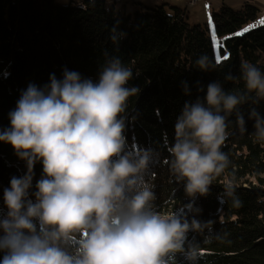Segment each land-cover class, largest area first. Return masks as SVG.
<instances>
[{"label":"trees","instance_id":"1","mask_svg":"<svg viewBox=\"0 0 264 264\" xmlns=\"http://www.w3.org/2000/svg\"><path fill=\"white\" fill-rule=\"evenodd\" d=\"M106 4L107 0H71L68 4L0 0V131L10 127L9 112L29 83L43 87L50 83V74L63 79L65 68L96 81L106 60L119 57L133 72L127 86L140 89L128 98L121 113L127 148L153 150L145 178L152 186L155 208L166 214L195 204L190 217L200 221L202 229L187 233L188 241L198 247L195 264H264V141H257L254 121L248 118L252 108L264 116V99L254 102L257 94L247 90L240 67L248 62L264 74V24L245 28L258 17L259 7L251 2L239 9L223 4L211 13L219 40L216 49L209 29L190 24L185 10L170 13L162 3L118 12ZM114 28L126 37L113 41ZM202 55L210 63L208 71L195 63ZM228 74L234 79H225ZM182 81L188 83L190 94H185ZM213 81H219L226 92L246 93L248 98L226 116V139L220 150L228 156V166L214 176L207 194L189 196L185 182L176 181L166 162L172 159L168 145L174 142V126L185 102L203 98ZM238 113L244 115L245 126L239 124ZM27 170V162L13 146L0 141L2 212L7 211L4 188L10 187L13 176L19 178ZM42 170L37 161L30 192L36 191ZM229 184L234 196L219 200ZM174 264L190 262L177 252Z\"/></svg>","mask_w":264,"mask_h":264},{"label":"clouds","instance_id":"2","mask_svg":"<svg viewBox=\"0 0 264 264\" xmlns=\"http://www.w3.org/2000/svg\"><path fill=\"white\" fill-rule=\"evenodd\" d=\"M126 35L114 28L111 39L118 42ZM195 63L209 70L207 56ZM240 67L258 103L264 99V74L248 62ZM132 78V70L119 57H110L96 81L65 68L63 79L50 74V83H29L21 91L0 141L13 146L28 170L13 176L3 190L7 211L0 210V264H174L177 252L195 264L198 247L187 233L198 232L202 223L195 218L189 222L186 213L158 211L145 178L153 150L127 148L121 113L128 98L140 91L127 86ZM225 79L234 77L228 74ZM182 86L190 94L186 81ZM247 98L213 81L203 98L185 102L174 126V142L168 145L172 159L166 162L176 181L185 182L189 196L207 194L214 176L228 166V156L220 150L226 116ZM248 118L254 121L257 141H264V116L252 108ZM237 120L246 125L243 114L238 113ZM37 161L42 175L36 191L30 192ZM234 191L226 185L219 200L234 196ZM234 202L240 203L238 198ZM185 207L193 209L192 203Z\"/></svg>","mask_w":264,"mask_h":264},{"label":"rangeland","instance_id":"3","mask_svg":"<svg viewBox=\"0 0 264 264\" xmlns=\"http://www.w3.org/2000/svg\"><path fill=\"white\" fill-rule=\"evenodd\" d=\"M70 1L71 0H57V3L68 4ZM110 1H112V0H110ZM122 1L123 0H120V2H122ZM189 1L190 0H187L186 2H187L189 7H192L190 5ZM211 1H212V3L216 4V0H211ZM229 1H231V0H229ZM118 3H119V1H118ZM158 4H162V3L159 2ZM118 5H119V7L123 8L122 4L120 5V3H119ZM106 6L108 8H110V9H114V10H116L118 12H126L125 10H118L119 7L115 8V6H113L111 4L110 5L106 4ZM166 7H167L168 11H170V13L172 11L175 12V10H171V8H169V6H166ZM139 8H140V6H139ZM139 8H138V6H135V8L133 10H127V12H130V11L134 12V11L138 10ZM210 11L211 10H206L205 4L199 3L197 6L191 8V10H187V14H185L184 17L186 18V20L190 24H201L203 27H207L209 29V35L212 37V41L214 42V46L216 47V49H218V47H219V42L218 41L219 40H218V37L216 36L215 31H214L213 22H212V14H210ZM260 14L261 13L259 12L258 17L255 20L250 21V23L246 24L245 28L246 29H254V28H258V27L263 26L261 24V22H260L261 18H262ZM194 205H193V209H194ZM184 208H186V207H181L179 209V211H177L176 213L178 215H182V216L186 213L187 214V219L189 220V222H191L190 212H192L193 209L190 211L189 209L186 208L188 210L186 212V209H184ZM0 234H2V233H0Z\"/></svg>","mask_w":264,"mask_h":264},{"label":"crops","instance_id":"4","mask_svg":"<svg viewBox=\"0 0 264 264\" xmlns=\"http://www.w3.org/2000/svg\"><path fill=\"white\" fill-rule=\"evenodd\" d=\"M120 5H123V8L119 7V3ZM107 0V4H111L113 6H115V8H118V10H133L135 8V6H140V4H143L144 6H154L157 5L159 2L165 4L166 6H169V8H171V10H186V14H187V10H191V8L197 6L199 3H203L205 4L206 10H211L210 14L213 13L214 11L218 10L223 4H227L235 9H239L242 7V5L245 2H251L253 4H255L256 6L259 7L260 9V15H261V24H264V0H216V4L212 3L211 0H199L197 1L196 5L189 7L187 4V0H123L122 2H120V0ZM263 15V16H262Z\"/></svg>","mask_w":264,"mask_h":264},{"label":"built area","instance_id":"5","mask_svg":"<svg viewBox=\"0 0 264 264\" xmlns=\"http://www.w3.org/2000/svg\"><path fill=\"white\" fill-rule=\"evenodd\" d=\"M197 1H199V0H190L189 3L191 6H194V5H196Z\"/></svg>","mask_w":264,"mask_h":264},{"label":"snow or ice","instance_id":"6","mask_svg":"<svg viewBox=\"0 0 264 264\" xmlns=\"http://www.w3.org/2000/svg\"><path fill=\"white\" fill-rule=\"evenodd\" d=\"M246 31V30H245ZM240 33H237V35H239ZM225 59H227V57H224ZM218 60H219V57H218Z\"/></svg>","mask_w":264,"mask_h":264},{"label":"bare ground","instance_id":"7","mask_svg":"<svg viewBox=\"0 0 264 264\" xmlns=\"http://www.w3.org/2000/svg\"><path fill=\"white\" fill-rule=\"evenodd\" d=\"M195 198V197H194ZM194 212H191V216H193L192 214H193Z\"/></svg>","mask_w":264,"mask_h":264}]
</instances>
